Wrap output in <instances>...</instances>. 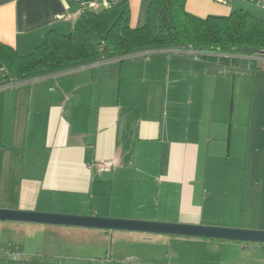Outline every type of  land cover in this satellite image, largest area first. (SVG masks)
<instances>
[{
	"label": "crops",
	"instance_id": "obj_1",
	"mask_svg": "<svg viewBox=\"0 0 264 264\" xmlns=\"http://www.w3.org/2000/svg\"><path fill=\"white\" fill-rule=\"evenodd\" d=\"M94 1L102 11L119 0ZM128 1L130 27L140 28L151 0ZM185 11L199 19L243 11L264 21L245 0H186ZM79 16V0H0V43L26 56L50 31L69 35ZM218 62L152 53L0 88V209L199 223L207 194L197 188L201 148L211 151V169L224 137L230 146L239 130L261 144L263 159L264 64ZM249 87L250 118L242 121L236 103ZM106 162L109 172L98 167ZM73 229L110 245L128 233ZM148 235L149 245L172 237ZM101 255L93 260L103 263Z\"/></svg>",
	"mask_w": 264,
	"mask_h": 264
},
{
	"label": "rangeland",
	"instance_id": "obj_2",
	"mask_svg": "<svg viewBox=\"0 0 264 264\" xmlns=\"http://www.w3.org/2000/svg\"><path fill=\"white\" fill-rule=\"evenodd\" d=\"M187 86L189 88L188 83L185 90ZM242 89L246 96L238 97L235 118L246 121L250 118L253 90L250 87ZM234 133L230 146L224 137L225 141L218 149L222 155L217 157L211 169H208V164H212L208 160L211 151L201 148L197 188L207 190V194L203 193L206 202L200 200L204 211L199 223H163L264 231V147L261 159L256 152L261 144L255 148L248 134L244 135L239 130H234ZM214 174L213 179L207 178ZM125 200L130 202L131 198ZM0 224V264H28L32 256L38 264H98L93 258L99 254H102L100 259L103 262L100 264H104L105 258L111 264L117 259L141 260L145 261L144 264H264V244L258 243L166 237L149 245L144 241L148 234L128 232L117 233L119 239H114L110 245L103 243L99 233H95L98 237L95 238L86 231L71 227ZM87 241L92 242L95 249H89ZM20 251L28 257H22Z\"/></svg>",
	"mask_w": 264,
	"mask_h": 264
},
{
	"label": "trees",
	"instance_id": "obj_3",
	"mask_svg": "<svg viewBox=\"0 0 264 264\" xmlns=\"http://www.w3.org/2000/svg\"><path fill=\"white\" fill-rule=\"evenodd\" d=\"M185 2L151 0L146 23L140 28L130 27L128 0H119L102 11H85L69 35L50 31L45 41L26 56L0 43V87L9 81L52 79L96 63L121 65L152 53L174 56L179 49L264 51V21L243 11H233L227 17L199 19L187 14Z\"/></svg>",
	"mask_w": 264,
	"mask_h": 264
},
{
	"label": "water",
	"instance_id": "obj_4",
	"mask_svg": "<svg viewBox=\"0 0 264 264\" xmlns=\"http://www.w3.org/2000/svg\"><path fill=\"white\" fill-rule=\"evenodd\" d=\"M0 222L264 244V231L0 209Z\"/></svg>",
	"mask_w": 264,
	"mask_h": 264
},
{
	"label": "built area",
	"instance_id": "obj_5",
	"mask_svg": "<svg viewBox=\"0 0 264 264\" xmlns=\"http://www.w3.org/2000/svg\"><path fill=\"white\" fill-rule=\"evenodd\" d=\"M217 3H224L225 0H215ZM256 7L260 8L264 11V0H245ZM98 5L94 0H79V11L80 14H82L85 11H97ZM173 53V52H172ZM175 55L179 56H189L193 60H206V61H238V62H246L251 64H264V51H258V52H228L223 53L219 51H210V52H200V51H194L192 48L187 49H179L174 51ZM100 63L92 64L89 67H86L87 69H93L99 67ZM36 80H29V81H9L5 85L1 86L0 88H13L25 84H32ZM98 167L103 172H109L112 169V165L109 162L98 164Z\"/></svg>",
	"mask_w": 264,
	"mask_h": 264
},
{
	"label": "flooded vegetation",
	"instance_id": "obj_6",
	"mask_svg": "<svg viewBox=\"0 0 264 264\" xmlns=\"http://www.w3.org/2000/svg\"><path fill=\"white\" fill-rule=\"evenodd\" d=\"M3 254H4V253H3ZM20 254H21V253H20ZM22 257H23V256H22ZM34 259H35L34 256H32V257H31V260H30V262H29L28 264H38V263H35V262H34ZM98 261H99V260H98ZM22 263H23V262H22ZM4 264H5V263H4ZM23 264H27V263H23ZM48 264H50V262H48ZM98 264H100V262H98Z\"/></svg>",
	"mask_w": 264,
	"mask_h": 264
}]
</instances>
